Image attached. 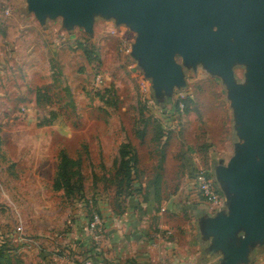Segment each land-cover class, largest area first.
Returning <instances> with one entry per match:
<instances>
[{"label":"rangeland","instance_id":"1","mask_svg":"<svg viewBox=\"0 0 264 264\" xmlns=\"http://www.w3.org/2000/svg\"><path fill=\"white\" fill-rule=\"evenodd\" d=\"M24 6L26 0H0V248L21 264L28 255L21 237L62 236L80 203L99 212L94 207L105 198L98 195L126 206L133 200L128 194L140 190L137 182L161 172L163 153L166 190L177 186L186 195L181 153H192L196 167L213 177L240 141L228 84L203 63L186 64L177 54L186 85L159 100L131 54L136 32L129 26L102 16L92 34L65 28L61 17L43 26ZM96 71L103 75L97 90ZM233 72L236 83L248 84L247 64L235 62ZM181 94L187 100L183 114L175 106ZM125 141L138 159L126 181L116 173ZM62 149L80 163L73 193L54 189Z\"/></svg>","mask_w":264,"mask_h":264},{"label":"water","instance_id":"2","mask_svg":"<svg viewBox=\"0 0 264 264\" xmlns=\"http://www.w3.org/2000/svg\"><path fill=\"white\" fill-rule=\"evenodd\" d=\"M25 10L43 26L61 17L65 28L90 34L97 16L129 26L131 54L159 100L186 85L177 54L225 79L240 141L213 169L228 209L207 219L205 232L223 264L247 263L251 247L264 243V0H26ZM235 62L247 64L248 84L236 83Z\"/></svg>","mask_w":264,"mask_h":264},{"label":"crops","instance_id":"3","mask_svg":"<svg viewBox=\"0 0 264 264\" xmlns=\"http://www.w3.org/2000/svg\"><path fill=\"white\" fill-rule=\"evenodd\" d=\"M165 160L166 157L159 177V202L153 201L156 190L149 188V194L146 191L147 184L154 179L149 174L137 182L142 191L129 196L133 202L128 200L126 206L108 202L107 194L98 195V199L105 198L94 207L105 221L99 238L87 229L93 205L82 202L74 213L72 228L62 236L53 240L34 237L35 241L24 245L28 255L24 256L23 264H81L86 258L94 264H223L224 253L214 245V238L205 232V226L207 219L227 211L224 193L217 186L222 202L215 206L200 202L190 187L186 195L177 191V186L166 190ZM180 169L179 177L185 176L182 165ZM144 194H148L150 202L145 201ZM245 264H264V243L251 247Z\"/></svg>","mask_w":264,"mask_h":264},{"label":"trees","instance_id":"4","mask_svg":"<svg viewBox=\"0 0 264 264\" xmlns=\"http://www.w3.org/2000/svg\"><path fill=\"white\" fill-rule=\"evenodd\" d=\"M36 97H37V102H40V98H41V94H39V90L36 93ZM185 104V108L184 111L187 108V100H183ZM161 134L159 135V140H161V136H162V129L160 128ZM119 156L120 159L118 160V166L116 169V173L120 174L123 172V174L125 175V181L127 179H130L132 177V170L135 168V164L132 163V160H137L138 163V159H137V153L135 154L136 151L133 152L132 150V146L130 141H125L123 143V146H120L119 148ZM185 152V151H184ZM132 153L135 154V158L132 159ZM181 165L184 168L185 174L187 176L188 179H193L195 177L196 171H197V167L196 164L193 160V155L192 153L189 155H187V151L185 153H181ZM164 153L162 154V158L157 166V169L160 170L162 172L163 170V163H164ZM136 163V165H137ZM80 167V163L79 160H76L72 157H70L68 155V153L65 150H60L59 152V159H58V164H57V169H56V176L54 179V189L56 190H60V189H64L68 192L73 193L75 191V184L73 182H71L72 176L75 173L74 169ZM161 172H159L157 174V176L152 180V184H148L146 186V191L150 188L153 189L155 191V197H154V202H159L160 201V196H159V188H160V183H159V177L161 176ZM132 179V178H131ZM132 181H130L131 184ZM131 186V185H130ZM129 186V187H130ZM81 188V187H79ZM82 190H80L81 192ZM139 192L142 191V186L140 187V190H138ZM148 192V191H147ZM149 194V192H148ZM148 194L146 196V194H144V199L145 201L150 202L151 200H149ZM128 196H132V194L130 193V195L128 194ZM132 198V197H131ZM92 213V211L90 212ZM23 245H26L25 243H23ZM22 260L16 256V255H12L11 252L9 253V251L5 250V248L1 247L0 248V264H21Z\"/></svg>","mask_w":264,"mask_h":264},{"label":"built area","instance_id":"5","mask_svg":"<svg viewBox=\"0 0 264 264\" xmlns=\"http://www.w3.org/2000/svg\"><path fill=\"white\" fill-rule=\"evenodd\" d=\"M103 80V75L101 72L96 71L93 79V87L95 90L100 89L101 82ZM146 83L143 81V87H146ZM181 94L176 102L177 112H181L183 114L185 104L182 101ZM150 101V100H148ZM189 187L196 193L200 202L207 203L210 205L218 206L222 202V196L216 186V183L213 181L212 177H210L207 172L202 168H197L195 177L190 180ZM104 218L99 212L90 213L89 221L87 224L88 231L95 237L99 238L104 231ZM22 242L27 244L31 240L21 237ZM81 264H94L90 258L83 259Z\"/></svg>","mask_w":264,"mask_h":264}]
</instances>
